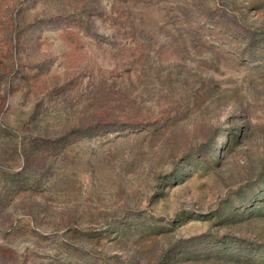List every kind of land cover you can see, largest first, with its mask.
<instances>
[{"label":"rangeland","instance_id":"rangeland-1","mask_svg":"<svg viewBox=\"0 0 264 264\" xmlns=\"http://www.w3.org/2000/svg\"><path fill=\"white\" fill-rule=\"evenodd\" d=\"M0 264H264V0H0Z\"/></svg>","mask_w":264,"mask_h":264}]
</instances>
